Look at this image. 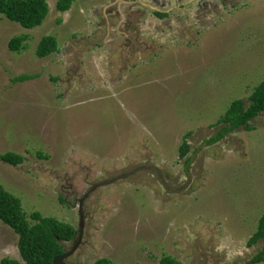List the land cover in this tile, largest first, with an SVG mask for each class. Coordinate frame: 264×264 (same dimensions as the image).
Returning <instances> with one entry per match:
<instances>
[{
    "label": "rangeland",
    "instance_id": "1",
    "mask_svg": "<svg viewBox=\"0 0 264 264\" xmlns=\"http://www.w3.org/2000/svg\"><path fill=\"white\" fill-rule=\"evenodd\" d=\"M57 1L30 30L0 16V185L28 216L76 229L60 264L253 262L264 112L210 140L264 82V0H75L63 13ZM47 35L58 51L41 59ZM17 243L0 221V264L21 261Z\"/></svg>",
    "mask_w": 264,
    "mask_h": 264
},
{
    "label": "trees",
    "instance_id": "2",
    "mask_svg": "<svg viewBox=\"0 0 264 264\" xmlns=\"http://www.w3.org/2000/svg\"><path fill=\"white\" fill-rule=\"evenodd\" d=\"M75 0H58L56 8L59 12L70 10ZM49 7L46 0H0V16L18 23L22 28L30 30L39 27L48 15ZM163 17L161 14H158ZM27 36H19L11 39L8 48L12 52L23 49ZM58 51V43L55 37L47 35L41 38L36 49L38 58H46ZM33 75H22L14 79V82H26L34 79ZM249 105L236 100L231 103L225 115L218 125H224L217 137L210 143L221 140L227 133L244 127L247 131L254 130L250 122L264 112V82L258 85L250 97ZM190 147L184 137L179 147V157L185 158ZM40 157H43L39 155ZM1 160L11 166L21 165L25 158L12 152L1 156ZM0 221L14 231L18 236V251L21 261L4 258L1 264H60L66 252L63 243L71 242L77 235L76 229L67 223L55 218L43 217L39 212H33L29 216L24 211L20 198L12 195L0 185ZM264 239V215L259 219L257 229L248 241L252 246ZM264 261V253L258 255L253 262L257 264ZM94 264H114L109 259H100ZM159 264H180L176 259L164 256Z\"/></svg>",
    "mask_w": 264,
    "mask_h": 264
},
{
    "label": "flooded vegetation",
    "instance_id": "3",
    "mask_svg": "<svg viewBox=\"0 0 264 264\" xmlns=\"http://www.w3.org/2000/svg\"><path fill=\"white\" fill-rule=\"evenodd\" d=\"M156 9H157V8H156ZM156 9H155V11H154L155 13H157V14H161V15L163 16V18L166 16V15H165V12L160 13V12H158V10H156ZM158 17H160V16L158 15ZM160 18H161V17H160Z\"/></svg>",
    "mask_w": 264,
    "mask_h": 264
}]
</instances>
